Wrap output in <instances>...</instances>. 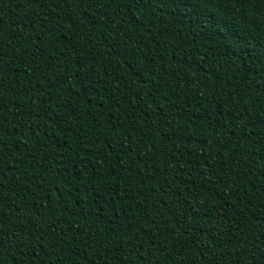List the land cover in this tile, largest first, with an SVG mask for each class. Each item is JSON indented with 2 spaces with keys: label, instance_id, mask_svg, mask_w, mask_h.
Listing matches in <instances>:
<instances>
[{
  "label": "trees",
  "instance_id": "16d2710c",
  "mask_svg": "<svg viewBox=\"0 0 264 264\" xmlns=\"http://www.w3.org/2000/svg\"><path fill=\"white\" fill-rule=\"evenodd\" d=\"M0 264H264V0H0Z\"/></svg>",
  "mask_w": 264,
  "mask_h": 264
},
{
  "label": "snow or ice",
  "instance_id": "6c2138e0",
  "mask_svg": "<svg viewBox=\"0 0 264 264\" xmlns=\"http://www.w3.org/2000/svg\"><path fill=\"white\" fill-rule=\"evenodd\" d=\"M0 247H3V242L2 241H0Z\"/></svg>",
  "mask_w": 264,
  "mask_h": 264
}]
</instances>
